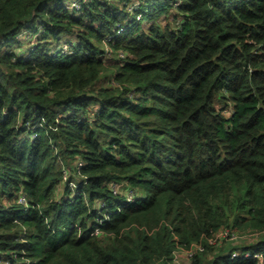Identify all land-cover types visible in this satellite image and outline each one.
Listing matches in <instances>:
<instances>
[{
  "label": "trees",
  "instance_id": "trees-1",
  "mask_svg": "<svg viewBox=\"0 0 264 264\" xmlns=\"http://www.w3.org/2000/svg\"><path fill=\"white\" fill-rule=\"evenodd\" d=\"M63 1L0 0L3 259L264 264V0Z\"/></svg>",
  "mask_w": 264,
  "mask_h": 264
},
{
  "label": "built area",
  "instance_id": "built-area-1",
  "mask_svg": "<svg viewBox=\"0 0 264 264\" xmlns=\"http://www.w3.org/2000/svg\"><path fill=\"white\" fill-rule=\"evenodd\" d=\"M84 2H85V0L83 2H81L79 0L75 1L73 9H77V10L81 9V4L84 3ZM67 9H70V8H67ZM134 10H136V9L134 8ZM120 26H121V24H119L116 29H119ZM112 38H113V36H109L107 39L110 40ZM32 50L33 49H31L30 51H32ZM63 52H65V51H63ZM102 56L105 59H111V58L125 59V58H127L128 55H127V52H125L123 50H113L109 46H106L105 53ZM29 57H30V55H29ZM24 59H28V58H26V56H25ZM17 61H18V58L14 57L13 58V62H17ZM77 164L78 165H82L83 162L79 161ZM63 180H64V183L68 182V174H67V172H64ZM66 185H68L71 189L74 188L73 183H69V184L67 183ZM17 203L22 207V214H25V213L29 212V209H30L31 205H30V200H29L27 195L21 194L18 197ZM98 232H99V230H96V233H98ZM238 236H239L238 233H235L233 231L225 229V230H221L220 232L216 233V235L213 238H210L208 241H209V243H214L215 244V243L218 242V240H220V239L222 240V239H225V238L226 239H230V240H236V239H238L237 238ZM204 251H205V246H204V244L202 242L195 243L189 249L178 248L177 250H175L173 258L174 257L177 258V257L180 256L181 253H185L191 259L195 254H198V253H201V252H204ZM239 255H240V253L235 251V252L232 253V258H236ZM246 256H250V253L247 252ZM0 261H3V264H10L7 260L3 259V255H2L1 252H0ZM21 263H14V264H21ZM23 264H35V263L30 261V260H28L26 263H23Z\"/></svg>",
  "mask_w": 264,
  "mask_h": 264
},
{
  "label": "rangeland",
  "instance_id": "rangeland-1",
  "mask_svg": "<svg viewBox=\"0 0 264 264\" xmlns=\"http://www.w3.org/2000/svg\"><path fill=\"white\" fill-rule=\"evenodd\" d=\"M77 0H64L61 4L59 5H66L67 8H74V2ZM125 21V19L123 21L120 22V24H123ZM147 23V21L145 22ZM118 25H116L117 28ZM80 32H83V30L80 29ZM40 33H36L33 38H32V42L30 44H28L26 46L27 49H34V44L36 43V39L39 37ZM25 37H27L28 35H24ZM21 40H24V37L20 38ZM14 44H11V46ZM11 52V51H9ZM30 52V51H29ZM1 54V53H0ZM26 55H28L29 53H25ZM117 60V59H115ZM104 81V85H106V79H103ZM228 115H230V112H228ZM27 127H29V125H27ZM258 235L257 234H253V233H248V234H244V235H239L236 240H227L226 242L223 243V246L226 245L228 246L231 242H234V248H236L239 245L248 243L249 241H255L257 239ZM222 238V237H221ZM237 250L236 252L240 253L242 251V248L240 249H233ZM232 257V254H231ZM0 264H3L2 261H0ZM155 264H192L190 257H188L185 253H181L179 257H174L173 259L169 260L167 263L164 262H157Z\"/></svg>",
  "mask_w": 264,
  "mask_h": 264
},
{
  "label": "crops",
  "instance_id": "crops-1",
  "mask_svg": "<svg viewBox=\"0 0 264 264\" xmlns=\"http://www.w3.org/2000/svg\"><path fill=\"white\" fill-rule=\"evenodd\" d=\"M71 39H73V38L68 37V38H67V41H69V40H71ZM75 41H76V40H75ZM66 44H67V43H66ZM27 45H28V43L25 44L24 46H27ZM25 49H26V53H27L28 49H27L26 47H25ZM61 191H62V189H61L60 191H57V193H56V197H57V198L60 196ZM2 263H3V261H2Z\"/></svg>",
  "mask_w": 264,
  "mask_h": 264
}]
</instances>
